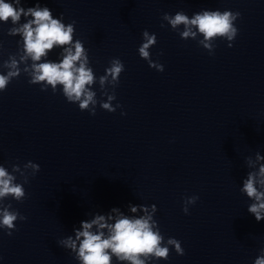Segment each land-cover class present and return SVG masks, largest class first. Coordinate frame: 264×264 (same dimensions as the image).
I'll return each mask as SVG.
<instances>
[{
  "label": "clouds",
  "instance_id": "9594fccd",
  "mask_svg": "<svg viewBox=\"0 0 264 264\" xmlns=\"http://www.w3.org/2000/svg\"><path fill=\"white\" fill-rule=\"evenodd\" d=\"M240 16V12L231 10H201L191 17L183 11H177L175 15L164 13L162 20L173 31H177L181 39L197 40L202 36L198 43L211 55L217 39L228 41V47H232L231 42L238 34L235 22ZM22 17L26 22L20 23ZM9 21L13 27L8 29V35L22 38V54L19 59L15 54L9 55L3 62L2 67L7 71L6 74L0 73V93L7 91L12 80L23 72L29 77V84L41 85L42 91L51 88L53 93L61 88L67 102L78 104L80 111H88L93 116L97 104L107 112H115L122 107L119 103L114 106L112 102L116 100L115 89L125 71L124 63L119 58L109 61L110 66L105 69V74L98 78L101 96L107 99L98 100L97 92L93 90L97 77L90 67L88 50L81 40L74 39L75 21L65 24L63 14L54 18L52 11L39 3L25 9L21 6V0H0V22ZM161 27H164L163 23ZM142 38L139 56L148 62L149 67L163 72L164 66L153 61L149 51L157 43L156 35L145 30ZM56 47L62 48L61 59L58 62L46 59ZM121 115L126 113L121 112ZM246 164L251 171L243 179L240 192L252 201L247 210L260 222L264 220V155L257 152L254 159L246 158ZM39 171L40 165L32 161L23 167L13 164L11 171L0 164V228L9 236L17 230L16 222L25 221L27 217L13 209L10 203L4 204V201L11 198L23 202L26 198L24 184ZM16 174H19L23 183L17 182ZM198 199V196L186 197L182 211L189 214V206ZM129 208L132 213L140 209L144 214L138 218L130 217L114 207L111 213H115V216L96 214L90 221H81L80 227L73 229L74 238L69 235L60 240L59 245L71 250L79 264H113V258L119 264H150L153 260H167L169 246L174 247L177 255L185 254L179 240L168 238L165 243L158 223L153 218L157 211L155 204L150 207L129 204ZM254 264H264V249H261Z\"/></svg>",
  "mask_w": 264,
  "mask_h": 264
}]
</instances>
